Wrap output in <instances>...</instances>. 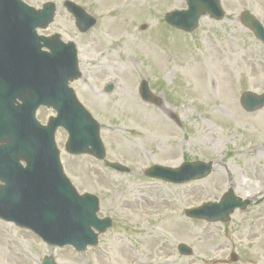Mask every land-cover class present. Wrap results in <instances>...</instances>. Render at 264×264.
<instances>
[{
	"label": "rangeland",
	"instance_id": "rangeland-1",
	"mask_svg": "<svg viewBox=\"0 0 264 264\" xmlns=\"http://www.w3.org/2000/svg\"><path fill=\"white\" fill-rule=\"evenodd\" d=\"M22 1L34 8L56 5L52 23L38 33H57L75 44L81 77L70 87L99 126L105 161L129 171L69 154L59 129L54 140L64 175L77 193L95 196L97 216L113 224L95 247L77 252L0 220V264H41L46 256L55 264H264V108L248 113L239 105L244 91H264V46L238 19L246 9L264 25V0H219L225 17L203 16L190 34L164 21L166 12L184 9L185 0H72L97 19L85 34L64 0ZM196 78L207 80V96ZM141 80L159 105L140 98ZM108 83L113 89L105 93ZM51 115L45 107L36 112L42 124ZM184 161L212 162L213 170L181 185L143 174L151 165L176 168ZM229 188L250 204L228 222L184 214L218 201ZM180 243L193 254L179 255Z\"/></svg>",
	"mask_w": 264,
	"mask_h": 264
},
{
	"label": "water",
	"instance_id": "water-1",
	"mask_svg": "<svg viewBox=\"0 0 264 264\" xmlns=\"http://www.w3.org/2000/svg\"><path fill=\"white\" fill-rule=\"evenodd\" d=\"M186 10H174L165 15L170 25L186 32L193 31L198 19L208 14L215 20L224 16L218 0H185ZM81 32L95 20L80 7L66 1ZM54 5L47 3L42 10H33L18 0H0V218L28 228L47 244L59 247L72 245L83 251L96 245L97 233L111 226L108 218L97 219V199L79 196L62 173L53 134L58 126L68 134L66 149L70 153H89L103 159L104 148L98 135V124L90 117L67 87L68 81L79 76L75 49L64 45L58 35L37 37L35 28H44L52 20ZM243 25L264 43V28L244 11ZM42 42V43H41ZM47 47L49 52L42 51ZM111 85L106 87L111 90ZM143 100L159 104L145 81L139 86ZM17 100L21 103H17ZM240 104L247 112L264 106V92H244ZM39 105L56 110L57 116L41 126L34 118ZM20 161L26 163L25 167ZM117 171L125 167L106 163ZM212 170L211 163L184 162L176 169L152 166L145 174L172 183L203 178ZM248 201L236 198L228 190L219 202L187 210L191 217L208 221H227L235 208H245ZM178 251L190 255L184 244ZM232 260L235 256L232 255ZM42 264H54L45 257Z\"/></svg>",
	"mask_w": 264,
	"mask_h": 264
},
{
	"label": "bare ground",
	"instance_id": "bare-ground-1",
	"mask_svg": "<svg viewBox=\"0 0 264 264\" xmlns=\"http://www.w3.org/2000/svg\"><path fill=\"white\" fill-rule=\"evenodd\" d=\"M161 64H162V62H160V66H161ZM194 75L196 77V73ZM196 82H197V85H196L197 86V90L200 91V94L202 96H207V90H206L207 80L204 79V84H203V82H202V80L200 78H196ZM125 102L128 105H133V100L132 99L127 98V99H125ZM168 113H171V112L169 110H166L164 114L168 115ZM158 129L163 130L162 126H160V125L158 126Z\"/></svg>",
	"mask_w": 264,
	"mask_h": 264
}]
</instances>
